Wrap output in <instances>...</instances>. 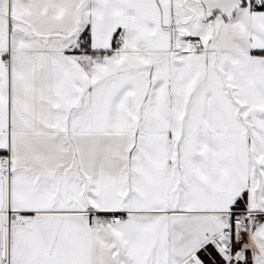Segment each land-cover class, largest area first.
<instances>
[{"label":"snow or ice","instance_id":"obj_1","mask_svg":"<svg viewBox=\"0 0 264 264\" xmlns=\"http://www.w3.org/2000/svg\"><path fill=\"white\" fill-rule=\"evenodd\" d=\"M0 264H264V0H0Z\"/></svg>","mask_w":264,"mask_h":264}]
</instances>
